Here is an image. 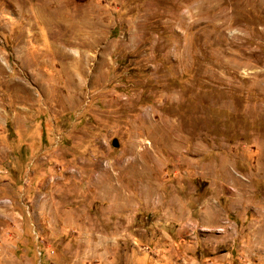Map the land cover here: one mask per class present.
Returning <instances> with one entry per match:
<instances>
[{
    "label": "rangeland",
    "instance_id": "374dc122",
    "mask_svg": "<svg viewBox=\"0 0 264 264\" xmlns=\"http://www.w3.org/2000/svg\"><path fill=\"white\" fill-rule=\"evenodd\" d=\"M0 264H264V0H0Z\"/></svg>",
    "mask_w": 264,
    "mask_h": 264
}]
</instances>
